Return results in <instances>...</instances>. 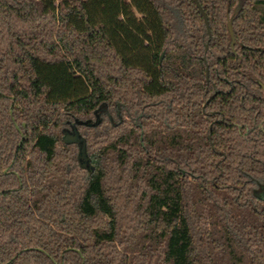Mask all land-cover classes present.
Returning <instances> with one entry per match:
<instances>
[{
  "label": "trees",
  "instance_id": "obj_1",
  "mask_svg": "<svg viewBox=\"0 0 264 264\" xmlns=\"http://www.w3.org/2000/svg\"><path fill=\"white\" fill-rule=\"evenodd\" d=\"M199 2L211 35L193 0H0V264H264V0Z\"/></svg>",
  "mask_w": 264,
  "mask_h": 264
},
{
  "label": "water",
  "instance_id": "obj_2",
  "mask_svg": "<svg viewBox=\"0 0 264 264\" xmlns=\"http://www.w3.org/2000/svg\"><path fill=\"white\" fill-rule=\"evenodd\" d=\"M195 2V4L197 5V7L199 8L200 12L202 13L206 26L208 28V33L209 35H211V31H210V25H209V19L208 16L205 12V10L202 8L199 0H193ZM229 30L233 39V42L235 41V36H234V31L232 29V26H229ZM206 61V60H205ZM207 80L209 81V69L207 68ZM213 98V97H212ZM211 98V99H212ZM65 141L69 144L71 143H78L80 145V154H79V158L83 161V166L86 167L87 163H88V157L86 154V142L84 140V138H82L80 136V134L78 133V131L76 129H74L73 133H67L65 135Z\"/></svg>",
  "mask_w": 264,
  "mask_h": 264
},
{
  "label": "rangeland",
  "instance_id": "obj_3",
  "mask_svg": "<svg viewBox=\"0 0 264 264\" xmlns=\"http://www.w3.org/2000/svg\"><path fill=\"white\" fill-rule=\"evenodd\" d=\"M140 17V16H139ZM71 133V132H70Z\"/></svg>",
  "mask_w": 264,
  "mask_h": 264
}]
</instances>
